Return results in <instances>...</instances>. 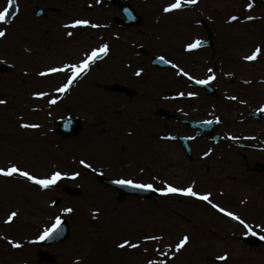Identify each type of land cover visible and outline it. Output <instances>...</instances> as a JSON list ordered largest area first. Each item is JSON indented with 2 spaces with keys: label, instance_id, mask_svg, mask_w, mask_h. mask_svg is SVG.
I'll return each mask as SVG.
<instances>
[{
  "label": "rangeland",
  "instance_id": "374dc122",
  "mask_svg": "<svg viewBox=\"0 0 264 264\" xmlns=\"http://www.w3.org/2000/svg\"><path fill=\"white\" fill-rule=\"evenodd\" d=\"M126 1L142 18V22L135 28L115 33L106 26H116L113 20L121 14L115 6L103 0H29L24 6L18 0L19 14L8 24L1 17L7 0H0V67L11 66L9 72L0 73V113L14 118L7 122L8 125L11 122L13 128L20 124L38 126L28 133L24 132L20 142L13 141L12 134L0 136V264H42L38 260V242L63 219L69 221L71 235L66 242L46 250L54 257L52 264H211L208 263L209 258L214 259L213 264H264V246L253 251L234 241L242 235H263L264 221H217L211 217L207 219L212 221H198L205 215L190 204L175 202L170 206L169 200L165 198L147 201L128 198L119 202L113 190L97 183L96 175L104 173L113 179L153 184L164 189L163 180L168 178L162 146L158 142L149 145L143 136H139V140L134 143V97L106 93L96 87V83L102 80L132 85L135 66L131 56L134 43L144 46L152 54L153 50L164 52L153 46L155 43L150 44L149 31L154 32L160 26L157 27L148 19L147 8L151 5H170L176 0ZM184 1L178 0L175 6L163 9L164 14L167 10L173 12L171 16L178 20L188 18L187 23H180L179 34L173 35L166 31L168 27L163 26V32L175 36L171 49L203 38L207 32L199 23L201 19L207 21L214 33V41L220 48L223 47L222 41H229V35L231 38L238 34L247 37V45L238 42L239 46H232L235 50L231 51L230 56L236 62L246 58L252 46L264 45V35L260 42L254 36V31H258L256 27L261 26L264 30V25L246 20L264 13V6L251 5L248 10L247 0H222L221 3L212 0L217 6L209 0H197L196 7L184 9L181 7ZM70 3L75 7L84 5V13L75 11L71 18L73 11L69 9ZM174 7L180 8L178 11L172 10ZM38 8L45 11V16H36ZM73 21L81 22L79 28L75 27L81 30L70 31L69 34L74 35L69 37L67 32L64 34L61 25ZM25 26L37 28V33L29 30L32 37H25L19 33ZM96 28L119 36L117 44L124 54L121 61L125 68L119 71L117 77L114 76L117 73H108L103 77L101 70L108 59L96 63L90 75L81 77L70 94L63 97L60 88L83 65L84 60L101 47V30ZM135 33L140 41L135 42ZM76 36L88 37L78 50V43L74 42ZM89 39L97 41L88 44ZM26 42L30 45L26 46ZM65 43L67 52L64 59L34 68L37 62L34 49L42 50L47 48L45 45H51L53 54L59 52ZM25 54L28 56L24 57ZM137 57L139 62L147 63L148 57L139 54ZM44 58H49V55L44 54ZM260 58L263 61L251 66L252 73L264 74V55ZM67 63L74 65L67 69ZM147 68L155 71L150 64ZM44 69L48 70L42 71ZM57 73L58 78L51 77ZM154 77L146 75L144 79L152 82ZM54 90L59 92L53 93ZM42 91L51 94L42 98V101L39 100L40 96L31 95H39ZM85 95H88V100L84 98ZM32 99L36 100L35 105L28 102ZM40 106L44 107V112L50 111L49 123L31 115L33 108ZM67 115L83 120L82 131L76 138L65 139L54 132L57 121ZM161 123V120L156 121V133H161ZM258 131L263 130H254ZM102 138L104 148L116 149L112 151L115 155L113 160H108L107 156L92 158L95 152H90V148L86 147L89 145L84 144L91 141L99 143ZM27 140L34 142L35 146L27 145ZM129 158L132 160L129 161ZM151 162L154 167L157 164L159 170H150ZM121 163L130 165L122 168L119 166ZM10 169L16 172H11L9 176ZM188 173L192 179L199 176ZM50 179L58 180L56 189L47 191L38 184ZM18 182L27 186L20 197L15 193L21 190ZM68 191H77V194L70 195ZM8 195L12 200L7 199ZM34 200H38V203ZM56 200L59 201L57 206ZM17 212L22 216L19 220ZM28 221H36L38 225L34 227L26 224Z\"/></svg>",
  "mask_w": 264,
  "mask_h": 264
},
{
  "label": "flooded vegetation",
  "instance_id": "af4514ba",
  "mask_svg": "<svg viewBox=\"0 0 264 264\" xmlns=\"http://www.w3.org/2000/svg\"><path fill=\"white\" fill-rule=\"evenodd\" d=\"M215 46L210 56L201 52L196 64L182 65L191 74L167 76L159 82H146L137 75L140 64L135 60V138L146 130L149 141L164 146L170 175L198 174L193 181L212 202L243 210L245 221H264V168L259 171L264 165V133L253 132L264 130V74L251 72V66L263 59L236 62L227 57L229 49ZM159 109L169 115L157 118ZM157 119L163 120L161 133L155 131ZM194 204L212 215L211 207L201 201Z\"/></svg>",
  "mask_w": 264,
  "mask_h": 264
},
{
  "label": "bare ground",
  "instance_id": "6f19581e",
  "mask_svg": "<svg viewBox=\"0 0 264 264\" xmlns=\"http://www.w3.org/2000/svg\"><path fill=\"white\" fill-rule=\"evenodd\" d=\"M28 1L29 0H21L23 6L26 5V4H28ZM32 1H34V0H32ZM209 1H211L213 3L212 0H209ZM221 1L222 0H215V2H217V3H221ZM147 2H149V0ZM213 4L216 5L215 3H213ZM167 6H168V4L167 5H164V6L163 5L162 6L161 5H157V6L151 5V6H149L147 8V17H148V19L150 21L152 20L151 23L154 22L157 27L160 26L157 30H154L155 35H156V40L157 41H161L163 44L172 43L173 37L175 39V36H173V35L179 34L180 31H181V29L179 27L180 23L185 24V22L187 23V21H188L187 20L188 18H186V19H179L178 20L176 17L171 16L172 14H168V15L167 14H164L163 9L165 7H167ZM218 6L221 7L220 5H218ZM88 7L91 8L92 6L88 5ZM69 9L71 11H73L72 16H71V18H72V17H74L73 14H75L74 13L75 11H77L78 14L84 13L85 6L84 5H80L79 7H75V6H73V3L72 4L70 3ZM23 13H24V10H23ZM28 21H29V19H28ZM61 24L59 23V25H61ZM78 25L79 24H76L75 26H78ZM163 26L168 27V30H166V31L173 33V35H168V33L163 32L162 31ZM31 27H34V26L31 25ZM31 27L30 26H25L24 27L25 29L24 30L21 29V31H19V33L21 32L22 34L25 35V37H30L31 38L32 36L28 33L29 30H33L34 32L37 33V28H34L33 29ZM61 27H62V30L65 31L64 34L68 30H72L73 29V26H69L68 22L67 23H63L61 25ZM107 35L108 36L105 39L101 40V42H103V41L104 42H106V41H108V42H118L117 39H119V38H117V37H115L113 35H109V34H107ZM37 36H38V34L36 35V37ZM254 36L257 37V38H259V31H254ZM39 38H41V37H39ZM87 38H88L87 36H83V37L76 36L75 41H74L75 43H78V45L76 46V50H78L79 48H81V46H84L83 43H86V40L85 39H87ZM246 38L247 37H244V36L239 35V34L237 36L233 37V38H231L230 35H229V41H225V44L227 46H232V45L233 46H239L238 42L239 43H246L248 41ZM82 39H84L83 42H82ZM122 40L123 39H121V41ZM68 41H70V40H68ZM68 41H66V42H68ZM91 42H93V41L91 39H89V42H87V43L90 44ZM69 43L71 44V42H69ZM27 45H30V43L29 42L28 43L26 42V46ZM45 46L47 48H43L42 50L41 49H34L33 50V54H34L35 58L37 57V62L34 65V68H36V69H37V66L40 67L39 65H43V67H44V66L51 65V62L52 61L64 59L65 52H67L66 43H65V45L62 46V49L59 52H54L53 54H51L52 46L51 45H45ZM44 54L49 55V58H44ZM25 56L27 57L28 55L25 54L24 57ZM111 67H112L111 65H108L106 68L109 70ZM118 68L121 70V66H118ZM48 69H44L42 71H47ZM51 77L52 78L53 77L58 78L59 77V74L53 75ZM27 91H30V90H27ZM91 98H92V96H91ZM34 101H36V100L32 99L31 101H28V102L29 103L32 102L35 105L36 102H34ZM43 109H44V107L43 106H40L39 108H33L32 111H36L37 114H38V117H42L43 120L48 121V119L50 117V114H49L50 111L49 112H44ZM9 119H13L14 120V118L9 117V116H5L4 113H0V130H1L0 131V136L12 134V137L11 138L13 139V141H16V142L19 141L20 142L21 141L20 138L21 137L23 138V136H24L23 135V132L18 131V129L16 127L13 128L14 126L8 125L7 122L9 121ZM30 128H32V125L31 124L27 125L25 127V129H26L25 132L26 133L30 132ZM24 141H26V140H23V142ZM102 141H103V138L98 141L99 143L93 142V141H91V143L90 142L84 143V144H88L89 145V146H86V147L90 148V152H95V153H93L92 158L97 157V156H100V157L101 156H104V152L106 151V149L102 147ZM7 142H8V139H7ZM27 145L35 146L34 142H30L28 140H27ZM95 159H94V161H95ZM18 183H20V182H18ZM20 184L22 185V187H21V185H19V187L21 188V190L20 191L19 190H16L15 191V193L19 197L22 195V193L24 192V190L27 188L26 185H24L22 183H20ZM9 196L10 195H8L7 199L12 200V197L11 196L9 197ZM37 201L38 200H34L35 203H38ZM37 205H40V204H37ZM16 217L19 220L22 216H20L19 213L17 212L16 213ZM39 218L40 217H38V219ZM7 221H11V220L10 219H7ZM14 221H16V220L14 219ZM23 222L25 223V221H23ZM28 223H29V221L26 222V224H28ZM29 224L32 225V226H34V227H36L38 225V223H36V221H31ZM3 228H5V227H3Z\"/></svg>",
  "mask_w": 264,
  "mask_h": 264
},
{
  "label": "water",
  "instance_id": "95a60500",
  "mask_svg": "<svg viewBox=\"0 0 264 264\" xmlns=\"http://www.w3.org/2000/svg\"><path fill=\"white\" fill-rule=\"evenodd\" d=\"M108 1H115L118 4H120L123 9L125 14L130 17L129 23H133V20L131 19L132 14L131 10L127 8L126 5H124L122 0H108ZM15 11V8L10 11L8 18H10ZM120 90H125V88H120ZM80 124L76 120H69V121H62L60 124V131L64 134V136H74L77 133V130L79 129ZM101 182L105 184H110L113 185V183H110L108 179L105 178H100ZM119 192L121 193V198H125L128 195H135L137 197H141L144 199L151 198L154 194L153 191L150 189H141L139 187H135V189H129L128 187H119V185H114ZM69 237V226L67 223H63L61 227L56 230L48 239L45 241V245H50L54 242H62L65 241ZM240 241L249 243L253 246H258L260 244V241L254 240V239H247V238H241L239 239ZM41 260L49 262L51 258L47 255H41Z\"/></svg>",
  "mask_w": 264,
  "mask_h": 264
}]
</instances>
